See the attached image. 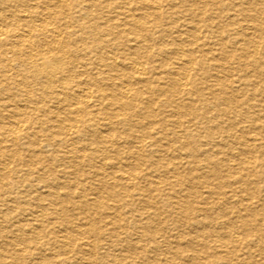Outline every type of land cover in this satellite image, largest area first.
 <instances>
[{
    "label": "bare ground",
    "instance_id": "obj_1",
    "mask_svg": "<svg viewBox=\"0 0 264 264\" xmlns=\"http://www.w3.org/2000/svg\"><path fill=\"white\" fill-rule=\"evenodd\" d=\"M0 264H264V0H0Z\"/></svg>",
    "mask_w": 264,
    "mask_h": 264
}]
</instances>
